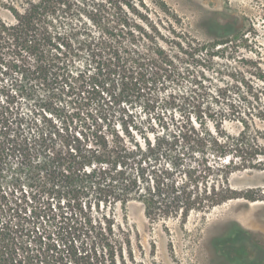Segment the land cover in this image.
<instances>
[{
	"label": "trees",
	"instance_id": "obj_1",
	"mask_svg": "<svg viewBox=\"0 0 264 264\" xmlns=\"http://www.w3.org/2000/svg\"><path fill=\"white\" fill-rule=\"evenodd\" d=\"M153 4L177 21L163 1ZM140 7L144 0H38L10 7L11 23L0 18V51L32 60L0 55V264H68L63 253L45 263L17 252L10 218L29 205L40 216L55 202L70 229L100 241L98 256L72 247V263L106 264L108 255L118 264L117 252L132 261L133 251L115 210L135 204L151 221H185L240 197L224 164L225 115L206 108L211 81L200 53L209 45L177 34L170 20V33L147 29L153 22ZM6 76L9 86L1 85ZM184 82L189 93L168 89ZM212 175L220 184L209 185Z\"/></svg>",
	"mask_w": 264,
	"mask_h": 264
},
{
	"label": "rangeland",
	"instance_id": "obj_2",
	"mask_svg": "<svg viewBox=\"0 0 264 264\" xmlns=\"http://www.w3.org/2000/svg\"><path fill=\"white\" fill-rule=\"evenodd\" d=\"M27 1L38 0H0V18L11 23L9 8L22 11ZM161 1L177 21L159 10L153 0H144L145 8L139 10L153 22L147 29L155 26L162 33H170L175 28L182 37L209 45V50L200 53L209 65L207 77L211 81L207 85L210 91L206 108L225 115L223 130L229 137V155L224 164L231 171L230 190L240 197L207 212H192L185 221H151L135 204L125 211L117 209L115 220L128 235L133 258L130 261L128 251L123 250V256L117 252L114 260L118 264L124 260L127 264H264V0ZM81 20L95 32L93 24L84 17ZM218 41L222 43L211 46ZM170 43L169 40L162 45L168 48ZM19 53L14 48L0 51L4 62L18 59L32 63ZM11 81L12 77L6 76L1 85L9 86ZM191 87L184 82L168 89L182 95L189 93ZM219 88V94H224L220 98L215 91ZM20 103L23 107L26 101ZM206 157L213 169L218 168L212 152ZM209 178V185L220 184V175ZM52 204L56 207L52 212L47 209L37 216L38 212L33 214L29 205L20 217L10 218L20 237L19 255L29 253L35 262L53 263L59 260L57 253H63V263L68 264H74L68 255L72 247L78 255L88 253L93 257L94 251L100 255V241L94 233L79 227L70 229L69 221H61L58 204ZM60 206L69 212L67 206ZM53 252L55 256L51 257ZM104 257L108 264V255Z\"/></svg>",
	"mask_w": 264,
	"mask_h": 264
}]
</instances>
